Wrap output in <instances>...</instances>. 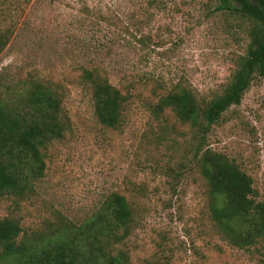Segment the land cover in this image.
Returning <instances> with one entry per match:
<instances>
[{
    "label": "rangeland",
    "instance_id": "374dc122",
    "mask_svg": "<svg viewBox=\"0 0 264 264\" xmlns=\"http://www.w3.org/2000/svg\"><path fill=\"white\" fill-rule=\"evenodd\" d=\"M214 8L210 0H0V89L16 92L27 80L51 86L71 126L46 150L36 194L0 202V218L44 231L58 215L83 221L118 192L136 209L121 246L128 264H264V240L239 249L221 234L193 159L198 143L226 155L264 199V80L199 142L195 129L156 109L178 83L209 99L228 82L246 36ZM141 38L152 44L142 47ZM84 69L126 96L119 128L96 120Z\"/></svg>",
    "mask_w": 264,
    "mask_h": 264
},
{
    "label": "trees",
    "instance_id": "16d2710c",
    "mask_svg": "<svg viewBox=\"0 0 264 264\" xmlns=\"http://www.w3.org/2000/svg\"><path fill=\"white\" fill-rule=\"evenodd\" d=\"M210 1L216 12L244 31V52L234 58L220 93L206 99L178 83L156 105L158 112L170 111L195 129V142L222 122L232 106L241 104L253 83L264 80V0ZM6 43L1 34L0 52ZM137 43L144 48L152 44L146 38ZM81 81L90 89L96 120L119 128L126 96L97 69H84ZM70 131L63 99L51 86L27 80L16 92L0 89V202L30 200L36 194L46 169V150ZM198 145L193 144L194 165L208 185L212 220L231 246L259 244L264 240V199L258 200L252 178L226 155ZM135 212L134 203L114 192L83 221L72 223L58 215L55 222H46L44 231H25L20 220L2 217L0 264H128L121 246L131 235Z\"/></svg>",
    "mask_w": 264,
    "mask_h": 264
}]
</instances>
